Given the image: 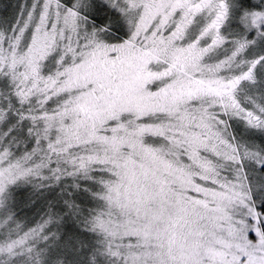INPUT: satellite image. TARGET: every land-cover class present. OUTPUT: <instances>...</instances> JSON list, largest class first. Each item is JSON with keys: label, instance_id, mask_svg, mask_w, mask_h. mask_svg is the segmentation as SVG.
Listing matches in <instances>:
<instances>
[{"label": "snow or ice", "instance_id": "6c2138e0", "mask_svg": "<svg viewBox=\"0 0 264 264\" xmlns=\"http://www.w3.org/2000/svg\"><path fill=\"white\" fill-rule=\"evenodd\" d=\"M0 264H264V0H21Z\"/></svg>", "mask_w": 264, "mask_h": 264}, {"label": "rangeland", "instance_id": "374dc122", "mask_svg": "<svg viewBox=\"0 0 264 264\" xmlns=\"http://www.w3.org/2000/svg\"><path fill=\"white\" fill-rule=\"evenodd\" d=\"M21 0H0V26H11L15 12L20 7Z\"/></svg>", "mask_w": 264, "mask_h": 264}]
</instances>
